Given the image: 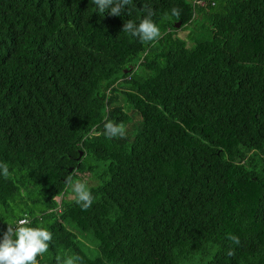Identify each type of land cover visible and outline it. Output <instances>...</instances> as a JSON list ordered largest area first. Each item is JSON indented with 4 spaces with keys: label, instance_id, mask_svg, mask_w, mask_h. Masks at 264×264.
I'll return each mask as SVG.
<instances>
[{
    "label": "trees",
    "instance_id": "1",
    "mask_svg": "<svg viewBox=\"0 0 264 264\" xmlns=\"http://www.w3.org/2000/svg\"><path fill=\"white\" fill-rule=\"evenodd\" d=\"M149 8L158 39L122 30ZM3 163L0 241L46 228L38 264H264V0H0Z\"/></svg>",
    "mask_w": 264,
    "mask_h": 264
},
{
    "label": "clouds",
    "instance_id": "2",
    "mask_svg": "<svg viewBox=\"0 0 264 264\" xmlns=\"http://www.w3.org/2000/svg\"><path fill=\"white\" fill-rule=\"evenodd\" d=\"M98 11L103 14L106 9H110V14L121 16L125 6L132 3V0H93ZM172 16L180 15L179 9L173 8ZM152 11L148 9V15L145 16L138 25L129 20L123 25V31L130 33L134 37H139L143 42H151L158 39L161 35L160 29L151 19ZM104 135L109 138L121 137L125 135V130L122 125L108 120L104 124ZM0 174L5 178L9 176V167L7 163L0 164ZM66 183L71 186L72 192L75 194V199L81 205L83 210H87L93 203L91 191L86 186L85 182L76 181L73 183L71 176L66 180ZM30 219L24 217L17 221L15 230L11 224L3 235L0 241V264H38L37 256L48 251L49 242L52 240V233L43 227H30ZM235 245H239L240 240L237 236L230 237ZM234 250L229 249L228 255H234ZM80 257L63 259L57 257L56 264H77Z\"/></svg>",
    "mask_w": 264,
    "mask_h": 264
},
{
    "label": "rangeland",
    "instance_id": "3",
    "mask_svg": "<svg viewBox=\"0 0 264 264\" xmlns=\"http://www.w3.org/2000/svg\"><path fill=\"white\" fill-rule=\"evenodd\" d=\"M178 34L180 35V36H182V37H185L187 34H188V31L186 30V29H184V30H178ZM77 181H82V182H85V184L86 185H90V184H92V181H88V180H84V176H83V179L82 180H77ZM75 183V182H74ZM70 191H69V193L67 194V199H73L74 197H75V194L72 192V189H71V186H70V189H69ZM60 199H58V201H59ZM76 235H77V237H78V239L81 241V244L84 246V240H82V237L78 234V232H76L75 230L73 231ZM83 241V242H82Z\"/></svg>",
    "mask_w": 264,
    "mask_h": 264
},
{
    "label": "water",
    "instance_id": "4",
    "mask_svg": "<svg viewBox=\"0 0 264 264\" xmlns=\"http://www.w3.org/2000/svg\"><path fill=\"white\" fill-rule=\"evenodd\" d=\"M179 26H180V22H178V23L175 24V27L176 28L179 27Z\"/></svg>",
    "mask_w": 264,
    "mask_h": 264
}]
</instances>
